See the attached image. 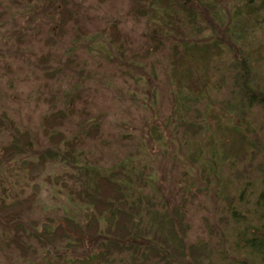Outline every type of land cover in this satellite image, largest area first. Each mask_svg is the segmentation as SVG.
Returning <instances> with one entry per match:
<instances>
[{
    "label": "rangeland",
    "instance_id": "1",
    "mask_svg": "<svg viewBox=\"0 0 264 264\" xmlns=\"http://www.w3.org/2000/svg\"><path fill=\"white\" fill-rule=\"evenodd\" d=\"M247 1L218 0L211 8V0H186L199 16L197 23L176 16L179 31L171 36L148 1L0 0V206L25 202L17 220L0 218V264H84L92 253L100 255L95 246L103 236L73 249L74 234L65 239L56 233L65 209L82 223L90 216L69 197L68 187L75 186L69 168L49 161L30 172L20 168L18 156L4 151L26 131L34 151L52 147L44 117L64 102L70 113L61 128L66 138L80 134L90 119L101 125L96 139L82 137L91 163L109 169L139 155L145 158L136 160L139 166L148 161L146 173L158 167L159 182L185 214L186 244L204 250L197 264H242L245 256L235 252L230 237L240 222L231 212L245 215L254 209L264 176V105L257 100L264 89V29L245 32L236 43L229 18L219 21L213 10L220 7L228 15ZM240 18L233 22L236 37L245 28ZM196 25L198 32L191 30ZM243 58L247 65L235 72L231 65ZM238 74L252 81L258 96L249 93L241 100ZM253 77L263 81L262 88L253 85ZM177 94L199 100L180 108L183 95ZM212 149L213 171L206 160ZM46 216L54 222L47 243L41 229ZM177 261L171 264L191 263Z\"/></svg>",
    "mask_w": 264,
    "mask_h": 264
},
{
    "label": "trees",
    "instance_id": "2",
    "mask_svg": "<svg viewBox=\"0 0 264 264\" xmlns=\"http://www.w3.org/2000/svg\"><path fill=\"white\" fill-rule=\"evenodd\" d=\"M138 1H148L151 3L152 7H155V11L152 10V13L154 16H158L157 19L161 18L162 24L164 20L168 22L164 21L165 23L163 25L167 27V31H164V33L167 32V34L171 36L179 31L178 23L175 22L176 16L183 20L185 19L186 23L191 25H195L199 18L198 14L194 13L191 7H188L185 3L186 0ZM191 1L195 3L196 1L200 3L203 2V0ZM256 1L257 2H255V0H248L243 6H238V10H229L228 15H226V12L218 10L220 7L213 10V17L216 19L218 18L219 21H224L225 17L229 18L228 31L230 35L235 37L236 43L239 41L241 42L245 32L264 29V0ZM217 2L218 0H211V5H208L213 8L214 4H218ZM153 3H157V6ZM72 13L73 12L70 11L69 14H67L68 17H73L74 13ZM165 14L167 16H165ZM244 16L247 18H244ZM237 17H241L239 19L241 21V26L245 28L242 29V33L236 37L234 35L236 34V30L233 22ZM250 17H254L253 22L249 19ZM173 26H177L176 29L170 30ZM199 29L200 27L197 25L196 29L195 26L193 29L191 28L194 32H198ZM152 32V34L155 35L156 31L153 30ZM116 36L118 39L119 35L116 34ZM155 39L157 38L153 40L155 41ZM171 39L173 40L176 38L173 37ZM168 40H170V38H168ZM186 48L188 49L187 44ZM192 50H194V48H192ZM247 62L248 59L243 58L242 62L239 63L236 61V63L231 66L234 67L235 72H238L240 69L243 71L244 65ZM242 76L243 74H238L235 78V84L239 87V91L243 92L241 94L243 96H241V100H245L244 96L247 97L249 93L258 96L255 93L256 90H251V86H249L252 84V81L248 83L249 81L246 80L245 77L242 78ZM253 79V85L256 88H262L261 82L263 81L261 79L255 80V77H253ZM262 91H260L257 100H261V105H264V89H262ZM177 95H183V104L179 103L178 105L180 108L186 105L185 101H190V103H192L193 100H199V97L197 98L195 94ZM66 96L68 98L70 95L66 94ZM200 96L201 98L203 97L202 95ZM250 99L252 100V98ZM67 103L68 102H64L62 107H58L52 113L44 117V134L52 147L46 148L42 153L34 151L32 143L29 141L30 134L26 131L19 133L16 136L17 139H13L4 149L7 157L18 156L15 157V159L20 158L22 160V162L19 163L20 168L23 169L24 167L30 172L45 166L49 161H59L71 171L68 177L70 181L74 182L75 186H73V189H69L68 187L69 197L71 196L73 203L75 202L78 205L81 204L85 206L90 216H87L88 218L85 220V223H82L75 217L76 215H74L73 212H69L65 209L66 215L64 214V222L58 225L56 231L58 236H66L65 239H70L69 235L74 234L72 237L74 238L73 249L76 245L83 248L84 245L87 244L88 239L91 241L93 237L97 243V239L103 236L100 243H97L95 246V251L98 248L100 251L98 258L92 253L89 258L87 257L88 259H84V264L89 260L91 264H157L156 262L159 264H171L174 263L175 259L179 262L180 260L188 261L190 259V264H197L198 258L202 255L204 250L198 245L188 246L186 244L185 237L188 229L183 219L185 218V214L183 210L174 203L175 199L170 197L167 192L168 190L164 188L165 186L159 182L160 176L156 171L158 167L154 169L151 166V170L147 172V174L148 161L143 163V166H139L136 160L140 163L141 161L143 162L145 158L140 157L138 154L136 158H131L129 156L126 157L125 161L121 159L115 162L114 166L109 169L101 168L95 165V163H91L86 151L82 148V141L84 140L82 137H86V139L95 137L96 139L98 134H100L101 125L97 119H90L89 125H81L80 128L82 131L79 129V131H81L80 134L77 133L69 139L66 138L61 128L70 114L68 112ZM244 106H246V104L243 102L242 106H237V108L242 110ZM194 129H197V127L194 126ZM194 129L193 127H189L186 131L194 134ZM237 132L238 130L236 128L234 133ZM238 135L240 134L238 133ZM241 141V147L246 148L249 143L247 136L243 135ZM26 150H29V152ZM215 155L216 151H214V149H212V153H210V150L207 153L206 160L207 163L210 164V167H212V171L215 169L212 162ZM25 157H29L30 159L26 160ZM194 158L199 160V157ZM229 159H225V163ZM51 182H54V180ZM261 182L262 184L257 186L259 192L255 196L256 206L254 209L246 212L245 215H239L235 210L231 212L235 219V223L238 224V221L240 222L238 227L237 225L234 226L235 232L230 234V237L234 239L235 252L245 256L242 264H244V262L245 264H264V176ZM248 184L250 183H247V185ZM64 185L66 186L65 183ZM24 206L25 202L23 204V202L19 200L10 203V205L3 204L0 206V218L6 222L17 220L22 209H25ZM145 217L153 221L152 224L144 223L142 219ZM44 220L45 224L41 229L42 233L47 236L45 237L42 234L46 239L45 243H47L51 237H54V234H51L53 233L52 223L54 222L48 219V216L44 217ZM30 226L35 228L38 226V222H32ZM18 228H20L19 231L26 230L25 227ZM66 229L68 232L67 235H64L67 231ZM15 245L19 247L18 243ZM20 248L23 250L21 246ZM182 264L184 263L182 262Z\"/></svg>",
    "mask_w": 264,
    "mask_h": 264
}]
</instances>
